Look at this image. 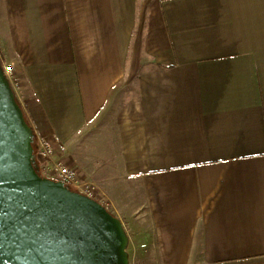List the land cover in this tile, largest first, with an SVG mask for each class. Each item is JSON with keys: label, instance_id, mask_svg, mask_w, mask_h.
I'll return each instance as SVG.
<instances>
[{"label": "crops", "instance_id": "crops-1", "mask_svg": "<svg viewBox=\"0 0 264 264\" xmlns=\"http://www.w3.org/2000/svg\"><path fill=\"white\" fill-rule=\"evenodd\" d=\"M0 57L35 133L144 208L138 260L264 264V0H0Z\"/></svg>", "mask_w": 264, "mask_h": 264}, {"label": "water", "instance_id": "water-1", "mask_svg": "<svg viewBox=\"0 0 264 264\" xmlns=\"http://www.w3.org/2000/svg\"><path fill=\"white\" fill-rule=\"evenodd\" d=\"M35 139L0 57V264H131L122 220L42 175Z\"/></svg>", "mask_w": 264, "mask_h": 264}, {"label": "built area", "instance_id": "built-area-1", "mask_svg": "<svg viewBox=\"0 0 264 264\" xmlns=\"http://www.w3.org/2000/svg\"><path fill=\"white\" fill-rule=\"evenodd\" d=\"M3 68L16 91L18 82L14 66L3 61ZM35 154L42 175L62 181L68 187L100 201L109 210L114 207L113 200L104 194L96 182L82 178L74 166L57 156L56 146L48 137L36 134Z\"/></svg>", "mask_w": 264, "mask_h": 264}, {"label": "rangeland", "instance_id": "rangeland-1", "mask_svg": "<svg viewBox=\"0 0 264 264\" xmlns=\"http://www.w3.org/2000/svg\"><path fill=\"white\" fill-rule=\"evenodd\" d=\"M140 199V198H138ZM114 204L116 207H112L110 211H112L115 215H117L122 222L124 223L129 236L132 237V242L130 240L129 244V252H130V259L131 264H145L143 260H138V251L139 249L138 244L136 243V229L138 221L142 220L140 217L141 214L144 212V208H136L137 199L135 197L129 196L128 198L124 197L120 200L114 199ZM139 205V204H138Z\"/></svg>", "mask_w": 264, "mask_h": 264}, {"label": "trees", "instance_id": "trees-1", "mask_svg": "<svg viewBox=\"0 0 264 264\" xmlns=\"http://www.w3.org/2000/svg\"><path fill=\"white\" fill-rule=\"evenodd\" d=\"M21 104V103H20ZM24 112H25V109H24ZM25 115H26V112H25ZM26 118H27V120L29 121V119H28V117H27V115H26ZM35 145V144H34ZM117 216V215H116Z\"/></svg>", "mask_w": 264, "mask_h": 264}]
</instances>
